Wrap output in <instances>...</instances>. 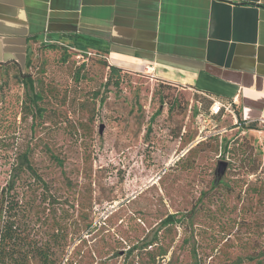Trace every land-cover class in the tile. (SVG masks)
Masks as SVG:
<instances>
[{
	"label": "rangeland",
	"instance_id": "obj_1",
	"mask_svg": "<svg viewBox=\"0 0 264 264\" xmlns=\"http://www.w3.org/2000/svg\"><path fill=\"white\" fill-rule=\"evenodd\" d=\"M46 44L23 64L0 60V186L28 149L57 196L31 197L33 221H79L54 259L264 264V124L249 129L238 111L211 119L209 98L152 72L123 70L116 88L102 51ZM56 233L30 235L40 245Z\"/></svg>",
	"mask_w": 264,
	"mask_h": 264
},
{
	"label": "crops",
	"instance_id": "obj_2",
	"mask_svg": "<svg viewBox=\"0 0 264 264\" xmlns=\"http://www.w3.org/2000/svg\"><path fill=\"white\" fill-rule=\"evenodd\" d=\"M35 41L102 51L264 124V0H0V60L25 63Z\"/></svg>",
	"mask_w": 264,
	"mask_h": 264
},
{
	"label": "trees",
	"instance_id": "obj_3",
	"mask_svg": "<svg viewBox=\"0 0 264 264\" xmlns=\"http://www.w3.org/2000/svg\"><path fill=\"white\" fill-rule=\"evenodd\" d=\"M45 46L57 49L61 45L50 43ZM96 51L100 52L99 50ZM14 62L19 64L17 61ZM105 65L109 70L107 83L119 88L123 81L121 74L124 71L107 63V61ZM27 77L30 89L34 90V81L30 76ZM42 96V93L38 92L33 95L34 106H36L37 101L42 100ZM256 126V122L250 123L248 128L257 129ZM33 196H40L43 200L57 199L56 193L51 190L49 183L32 165L30 151L27 149L19 155L17 163L12 164L5 186H0V264H32L33 259H37L40 264L62 263L63 258L60 262L54 259L58 249L63 246L66 240L61 235L62 229H70L74 224L77 226L79 221L77 224L74 223L67 216L69 213L64 214L63 212L49 223L38 224L32 218L34 204L31 203V197ZM27 198L30 200H26ZM173 221L174 215H171L163 221V224ZM33 229H57L58 234L56 233L48 240L42 241L39 245L38 241L31 238L30 232ZM136 249L135 246L131 247L127 251V255L133 254ZM163 255L166 256L165 253Z\"/></svg>",
	"mask_w": 264,
	"mask_h": 264
},
{
	"label": "built area",
	"instance_id": "obj_4",
	"mask_svg": "<svg viewBox=\"0 0 264 264\" xmlns=\"http://www.w3.org/2000/svg\"><path fill=\"white\" fill-rule=\"evenodd\" d=\"M205 97L212 101L211 107L209 109V114L207 115L211 119H215L227 113L234 115L236 118L237 102L235 100L228 101L216 98L214 96L203 94Z\"/></svg>",
	"mask_w": 264,
	"mask_h": 264
},
{
	"label": "water",
	"instance_id": "obj_5",
	"mask_svg": "<svg viewBox=\"0 0 264 264\" xmlns=\"http://www.w3.org/2000/svg\"><path fill=\"white\" fill-rule=\"evenodd\" d=\"M103 127H101V131H102ZM228 167V163L227 162H220L219 163V167L217 169V177L220 178L226 171Z\"/></svg>",
	"mask_w": 264,
	"mask_h": 264
}]
</instances>
